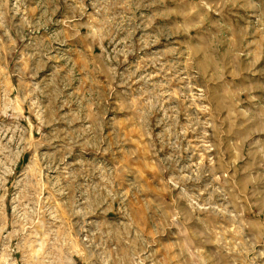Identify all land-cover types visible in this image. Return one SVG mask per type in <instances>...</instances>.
<instances>
[{"label":"rangeland","instance_id":"rangeland-1","mask_svg":"<svg viewBox=\"0 0 264 264\" xmlns=\"http://www.w3.org/2000/svg\"><path fill=\"white\" fill-rule=\"evenodd\" d=\"M0 264H264V0H0Z\"/></svg>","mask_w":264,"mask_h":264}]
</instances>
